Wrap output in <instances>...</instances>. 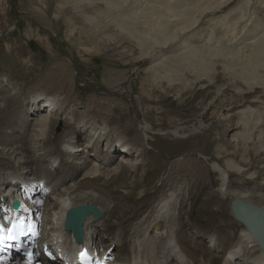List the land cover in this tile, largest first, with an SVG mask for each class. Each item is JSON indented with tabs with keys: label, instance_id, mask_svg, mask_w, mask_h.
Instances as JSON below:
<instances>
[{
	"label": "rangeland",
	"instance_id": "rangeland-1",
	"mask_svg": "<svg viewBox=\"0 0 264 264\" xmlns=\"http://www.w3.org/2000/svg\"><path fill=\"white\" fill-rule=\"evenodd\" d=\"M243 1L225 0L213 5L214 9L202 12L189 29L190 40L209 48L198 56L201 65L195 66L198 71L193 72L196 70L185 67L190 62L179 55L175 57L179 54L172 51L176 50V41L161 47L165 55L154 61L143 53L151 42L140 41L137 35H147L145 39L154 36V31L149 32V26H154H147L142 17L134 18L129 12L135 10L132 6L138 12H153L150 20L153 24L160 19L159 15L166 14L159 0L144 1L146 5L139 4L140 0H0V84L18 87L13 89V95L8 88L1 91L0 99L19 94L22 96L19 99L26 98L32 87L51 75L54 64L65 67V72L74 79L73 97L79 105L71 108L78 118L90 115L99 122L104 118V125L127 127L132 137L141 132V126L147 125L150 130L146 132L153 136L148 143L155 146L150 158L158 153L156 156L164 166L159 181L185 172L191 179L192 194L202 191L205 206L212 213L203 216L193 207L188 217L182 215L183 220L192 223L189 228L207 222L204 230L215 235L221 233L226 251L241 229L230 210L233 197L243 194L246 200L264 206V67L249 64L247 59L252 50L246 46L245 51L240 49L244 36L264 40V0ZM230 11L233 19H228ZM163 58L166 69L157 66ZM262 58L264 61V55ZM198 73L202 78H198ZM234 103L241 104L234 110H225ZM236 122L238 127L234 128ZM5 123L2 120L0 128L10 127L4 126ZM62 127L58 125L57 131ZM176 128H181L179 136L174 133ZM18 133V128L13 129V135ZM26 139L29 141L30 136ZM105 145L104 138L95 143L96 148L89 156L100 157ZM114 149L112 164L118 162L121 154ZM213 163L227 171V190ZM45 166V174L53 179V173L63 169L60 164ZM142 172L138 169L139 174ZM158 178L151 186L137 191L149 188L157 191ZM50 193L39 186L34 197L41 198L44 204ZM44 208L42 205L40 217ZM215 213L222 216H213ZM191 252L194 253L192 249ZM195 254L200 256L199 252Z\"/></svg>",
	"mask_w": 264,
	"mask_h": 264
},
{
	"label": "bare ground",
	"instance_id": "bare-ground-1",
	"mask_svg": "<svg viewBox=\"0 0 264 264\" xmlns=\"http://www.w3.org/2000/svg\"><path fill=\"white\" fill-rule=\"evenodd\" d=\"M144 1L147 0H140L138 3L142 4ZM223 1L225 3V0H191V2L159 0V6L164 8L163 12L165 11L166 14L159 15L160 19H156L153 24L150 21L153 12H138L131 5L135 10L130 8L129 14L134 15V18L142 17L148 24L147 26H154V28L149 26L151 29L149 32L154 31L155 34H159L158 37L154 34V36L146 37L147 39L143 38L147 35H142V37L137 35L142 39L140 41L150 40L151 42L143 53L154 61L165 55L162 52L165 49L161 50V47L176 41L178 45L175 46L176 50L172 51H178L179 54L175 57L179 55L178 57L184 58L187 63L190 62L191 64L188 63L185 67L197 72L195 66L201 65L198 56L202 55L205 48H209L202 44L199 45L200 43L195 44V41L188 38L192 35L187 32L190 28L192 29L202 12L208 9L213 10V5ZM133 2L135 4V1ZM198 10L201 11L197 15ZM232 12L230 11L227 16H230ZM229 18H232V15ZM223 21L221 20L222 23ZM244 37L241 39L244 45L242 44L240 49L246 46L252 50L250 59H247L248 63L264 67L263 58L261 59L264 55V40L259 41L254 36ZM164 62L163 58L157 66L166 69ZM198 75V78H202L200 73ZM71 76L65 72V67L54 64L51 75L38 82L34 88L32 87L26 98L19 99L22 97L19 94L16 97L10 95L0 99V124L4 120L6 121L4 126L6 124L10 126L0 128V202L2 199L9 201L8 194L5 193L6 188L13 186L21 188L26 181L33 183L37 191L41 182H45V185L51 189V193L44 199V204L41 198L35 197L33 203L29 202V205L33 204V210L37 213L41 211L42 205H45L42 220H40V222L44 221V236L40 246H36L37 253L41 257L37 256L34 260H16L11 264H44V261L57 264L61 259L55 252L59 253L60 248L64 254L66 253L63 264H68L66 261L70 262L76 257L74 252L79 245L90 246L91 243L90 248L95 247L98 251L102 249V254H115L118 258L123 256L121 261L119 259L113 261L118 264H264V249L253 233L242 221L238 220L232 209V203L236 198L252 202L245 199L246 195H236L230 203L235 223L240 225L241 229L236 239L228 245L225 251V238L221 233L215 235L204 230L203 225L208 224L207 222L195 224L189 228L192 223L183 220L182 215L185 214L188 217L193 207H197L198 212L203 216L211 213L205 206L206 197L201 196L202 191H198L195 195L192 194L191 179L184 175L185 172L159 181L158 176L164 166L156 156L158 153L150 158L151 150L155 148L148 143V140L153 138L146 132L150 128L143 125L141 132L136 137H132L127 127L120 129L104 125L106 123L104 118L100 119L101 122L95 116L90 115L78 118L77 113L71 108L79 105L73 97L74 83L72 82L74 79ZM0 85L2 87L0 92L8 88L12 94L13 89H18L17 86H7L4 82ZM240 104L234 103L225 110H234ZM34 112L38 114L33 117L31 114ZM224 115L228 117V114ZM61 124L62 129L57 131L58 125ZM13 125L17 127L13 128ZM233 125L234 128L238 127L237 122ZM15 128H18L19 133L13 135L12 131ZM179 129L181 130V128L174 130L177 136H179ZM203 133L202 139L204 138ZM28 135L30 136L29 141L26 139ZM103 138L106 141L104 153L100 157L96 154V158L90 157L89 153L96 148L95 143H99ZM42 142L46 145H42ZM97 147L99 148V144ZM112 148L121 153L115 164H112L114 157ZM146 157L149 159L145 160ZM46 164L54 166L60 164L63 169L53 173L55 179L49 178L44 172ZM211 165L218 171L222 185L226 188L227 171L216 163ZM138 169H142L143 172L139 174ZM151 174L152 177H150ZM157 178L159 181L157 186L160 184L157 191L151 188L137 191L140 187L151 186ZM83 203L98 205L106 212V215L104 214L101 218H96L92 214L87 215L84 222V240L79 244L74 240L72 233L65 230L64 222L67 210ZM21 214L23 213L19 212L17 215ZM213 216L222 215L215 213ZM198 219L204 221V218L199 217ZM182 246H185L184 249ZM110 247L113 248L112 251H116L109 253L107 250ZM195 252H199L200 256H196ZM49 256H54V258Z\"/></svg>",
	"mask_w": 264,
	"mask_h": 264
},
{
	"label": "water",
	"instance_id": "water-1",
	"mask_svg": "<svg viewBox=\"0 0 264 264\" xmlns=\"http://www.w3.org/2000/svg\"><path fill=\"white\" fill-rule=\"evenodd\" d=\"M13 206L17 208L19 201H15ZM232 209L238 220L242 221L253 233L264 249V207L236 198L232 203ZM89 213L97 218L103 216V211L97 205L91 203H83L67 211L65 229L72 231L75 240L79 243L84 240V220Z\"/></svg>",
	"mask_w": 264,
	"mask_h": 264
}]
</instances>
